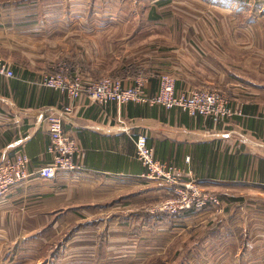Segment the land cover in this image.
Segmentation results:
<instances>
[{"label":"crops","instance_id":"crops-1","mask_svg":"<svg viewBox=\"0 0 264 264\" xmlns=\"http://www.w3.org/2000/svg\"><path fill=\"white\" fill-rule=\"evenodd\" d=\"M181 2L210 7L217 19L230 21H202L171 9ZM261 16L264 0H0V52L14 71L11 77L0 74V163L24 152L34 172L52 161L48 125L39 118L72 102L65 92L42 85L59 62L70 73L92 80L115 75L126 85L136 84L142 71L149 95L158 91L162 71H170L178 92L222 90L237 111L216 119L146 102H73L64 129L82 148L74 158L79 171L32 175L0 198V264L35 258L61 264L70 240L90 233L82 227H104L88 237L96 239L89 263L95 264L100 239L108 244L111 223L119 224L120 216L127 228L146 229L150 220L162 230L168 222L171 239L153 244L152 254L201 226L202 264H264ZM125 128L147 133L156 158L175 169L178 182L145 176L149 168ZM190 181L216 194L220 204L174 214L153 210L175 186ZM80 248L71 249L72 264H81Z\"/></svg>","mask_w":264,"mask_h":264},{"label":"built area","instance_id":"built-area-1","mask_svg":"<svg viewBox=\"0 0 264 264\" xmlns=\"http://www.w3.org/2000/svg\"><path fill=\"white\" fill-rule=\"evenodd\" d=\"M56 67L55 71L44 76L42 85L65 92L72 102L62 108H55L49 114L39 118V122L48 125L51 137L48 151L53 159L49 164L34 172L29 170L30 159L24 152L16 154L13 159L1 162L0 198L15 184L32 175L50 178L60 172H74L75 174L78 171L80 165L75 162L74 158L76 154H80L82 148L72 135L65 131L64 122L73 112V102L81 98L100 103L116 101L118 104H125L137 101L160 104L166 108L178 106L192 116H212L216 119L231 118L237 113L230 105V100L224 91L195 88L178 92L175 77L170 73L160 74L158 91L149 95L145 89L146 78L142 72L136 84L126 85L122 78L115 75H104L92 80L86 78L82 72L70 73V68L65 62H59ZM0 74L8 77L14 76V71L2 55H0ZM125 131L135 141L138 158L149 168V172L145 175L147 178H166L172 182L177 181L175 169L156 158L153 147L149 145L147 133L133 134L128 128H125ZM216 204H220L216 194L205 192L196 182L190 181L175 186L168 196L159 200L153 210L179 213L189 209H208Z\"/></svg>","mask_w":264,"mask_h":264},{"label":"rangeland","instance_id":"rangeland-1","mask_svg":"<svg viewBox=\"0 0 264 264\" xmlns=\"http://www.w3.org/2000/svg\"><path fill=\"white\" fill-rule=\"evenodd\" d=\"M175 8H181L187 12V15H189L190 18H194V19L196 18L202 21H209L210 17L214 18L213 22L230 21L229 17H225L224 20L217 19L215 16L217 15L220 17V14L216 13V11H214L210 7H207L206 9L205 7H197L194 3L191 2H181V3L171 4V9H175ZM196 8H204L205 10L200 9L198 11ZM258 21L264 23V17L261 16L260 20ZM0 55H2L1 52ZM162 73L172 74L170 71H166V70L162 71ZM248 210L249 208L243 207L242 210L240 211L241 215L247 217ZM109 213L115 214V211H110ZM119 213L120 212H117V214ZM101 216L107 219L108 214H104ZM103 217H100L101 218L100 221L102 222L99 223L102 224L100 226H104ZM122 218L123 217L120 216L119 224L117 225L111 223V227H113V229L110 230L112 232V235L111 238H109L107 244L109 245V249H108L109 254L103 253L105 246H107L106 245L107 242L103 240L105 236H102V238L100 237L101 239L98 245L100 246L101 248L100 251L102 252L101 254H96V258L94 261L95 264H202L204 263L201 261L200 255L197 254L198 253L197 249H199L201 246V237H200L201 226L197 227V229L193 231L191 235H186V236L177 235L175 239L170 241L169 247L163 253L152 254V251H148V249H150L153 246V244H157L158 242H167L171 239V236L169 235L170 228H168L169 224H167L168 222L165 221L160 224L161 226H166V228H163L162 230L157 225L152 224L150 220H146L145 222L146 227H148L146 229L141 225L138 227L131 226L127 228L122 226L123 224ZM114 225H116L117 228L116 227L114 228ZM108 227H110V224L107 223L105 225V229L108 230ZM92 228H93L92 226L82 227V229H87L86 230L87 232L90 230V233H83L80 239L70 240V242L66 246L69 247L70 251L67 253L65 252L63 254V258H64L63 260L65 261L64 264H72V261H74L73 259H75V257L71 249L73 248V250H75V248H78V246H81V248L78 249L79 251L78 256H80L78 258H81V264L84 263L89 264L91 261H93L94 253H92L91 251H94L93 250L94 248L90 246L96 245L93 243L94 240L96 239L88 238V237L91 236L90 235L91 233L96 234L97 237V232L98 233L101 232V230H103L104 227H102L101 230L98 229L97 232L94 231ZM116 233L118 234L117 237L113 235ZM106 234L108 236V233ZM220 257L221 256H219V258ZM228 258H230V256ZM210 259H212V256H210ZM39 261L40 260L35 258L23 264H38ZM75 264H78V262H75ZM211 264H215L214 261H211Z\"/></svg>","mask_w":264,"mask_h":264},{"label":"bare ground","instance_id":"bare-ground-1","mask_svg":"<svg viewBox=\"0 0 264 264\" xmlns=\"http://www.w3.org/2000/svg\"><path fill=\"white\" fill-rule=\"evenodd\" d=\"M3 55V54H2ZM6 59V58H5ZM6 76V75H5ZM139 77V76H138ZM123 80V79H122ZM135 83V82H134ZM146 89V88H145ZM158 90V89H157ZM184 90V89H183ZM63 92V91H62ZM229 98V97H228ZM88 100V99H87ZM109 102V101H108ZM127 104V103H126ZM65 106V105H64ZM232 106V105H231ZM176 107V106H175ZM178 107V106H177ZM182 109V108H181ZM239 113V112H238ZM213 118V117H212ZM48 130V129H47ZM74 137V136H73ZM131 137V136H130ZM50 142V141H49ZM150 145V144H149ZM80 146V145H79ZM77 155V154H76ZM79 155V154H78ZM77 155V156H78ZM53 157V156H52ZM29 163H30V161H29ZM82 167V166H81ZM148 170V169H147ZM79 171V170H78ZM81 171V170H80ZM161 181V180H160ZM158 182V181H157ZM178 182V181H177ZM180 182V181H179ZM167 183V182H166ZM169 183H172V182H169ZM173 185H174V183H173ZM179 185V184H178ZM182 185V184H181ZM5 196V195H4ZM168 196V195H167ZM217 207V206H216ZM223 207V206H222ZM186 211V210H185ZM174 214V213H173Z\"/></svg>","mask_w":264,"mask_h":264}]
</instances>
